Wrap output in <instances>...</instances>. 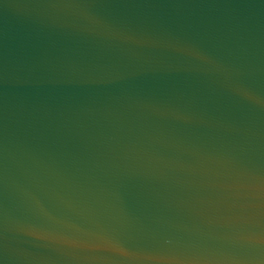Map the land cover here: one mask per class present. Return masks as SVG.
Here are the masks:
<instances>
[{
  "label": "water",
  "instance_id": "water-1",
  "mask_svg": "<svg viewBox=\"0 0 264 264\" xmlns=\"http://www.w3.org/2000/svg\"><path fill=\"white\" fill-rule=\"evenodd\" d=\"M0 264H264V0H0Z\"/></svg>",
  "mask_w": 264,
  "mask_h": 264
}]
</instances>
